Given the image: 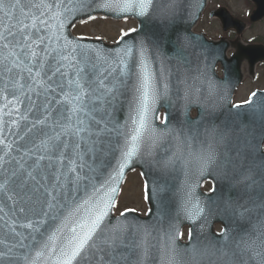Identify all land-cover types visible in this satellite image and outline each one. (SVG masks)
Listing matches in <instances>:
<instances>
[{"label":"snow or ice","instance_id":"6c2138e0","mask_svg":"<svg viewBox=\"0 0 264 264\" xmlns=\"http://www.w3.org/2000/svg\"><path fill=\"white\" fill-rule=\"evenodd\" d=\"M96 9L141 18L129 31L144 38L104 50L64 34L69 16ZM182 12V0H0V264L57 252L62 264H264V104L217 119L216 87L200 86L176 28ZM165 48L175 71H154ZM164 97L183 102L184 119L173 127L166 115L158 129L150 113ZM133 162L161 177L193 163L201 176L218 172L225 229L207 244L190 230L178 246L166 183L154 182L156 223L129 219L132 209L112 215V185ZM183 210L193 223L205 214L190 192Z\"/></svg>","mask_w":264,"mask_h":264},{"label":"water","instance_id":"95a60500","mask_svg":"<svg viewBox=\"0 0 264 264\" xmlns=\"http://www.w3.org/2000/svg\"><path fill=\"white\" fill-rule=\"evenodd\" d=\"M210 0H182L183 12L181 14L180 19L177 21L176 28L179 32L186 37L188 44L190 47L188 48V52L195 53V55L191 56L192 59V73L193 75L200 76V86L206 87L207 81H211L216 87V95L219 99V103L221 107L219 108V115L217 117L218 120L224 119L233 102V96L237 88L244 82L245 74L251 75L254 77L256 66L264 63V45H249L244 46L241 43L240 39H237L235 42H228L225 39H222L218 42H214L209 40L204 34H195L194 29L197 27L204 11L206 10ZM256 5V10L252 15L251 21L258 22L264 18V0H252ZM91 16H104L106 18L113 19L115 21L121 22L128 19H134L139 24V30L141 29V18L132 15L131 13H121L116 14L111 11H104L103 9H96L90 13ZM211 17L218 18L224 30L228 31L230 29H234L237 31L238 35L241 36L245 29L246 25L244 22L235 19L231 13L226 8H219L210 13ZM91 19L88 18V14L81 13L75 14L73 19L72 16H69L65 21L66 27L64 28V34L69 37V39L79 40V42L90 45L95 48H100L104 50H111L118 47L117 43L107 44L102 40H95L89 38L76 37L73 35V28L81 22H86ZM150 27V26H148ZM145 33H147V28H145ZM144 38V35L138 34V32L130 33L128 36H124L123 41H126L128 44H133L138 42L140 39ZM121 39L119 41H121ZM233 49L235 51L232 57L227 56V52ZM168 56H171L170 51L165 48L163 52L159 55L157 61L153 65V70L161 69L167 70L171 69L175 71L173 68L164 69L165 65H172L176 68L178 61L174 57V60L170 59ZM221 64L224 71V82L218 83L216 80L218 77L216 76V68ZM247 66V70L246 67ZM255 97H251V100L256 104H264V91L256 92ZM174 98V97H173ZM163 99V98H162ZM162 99H158L156 101L155 106H159L160 101ZM177 104H183L181 101H177L174 98ZM167 102L166 100L164 101ZM3 101H0V105H2ZM193 106H198V103L192 104ZM191 105V106H192ZM245 108L248 107L244 105ZM235 111V110H232ZM241 111H244L242 108ZM124 113H121V117H123ZM247 117H245L246 119ZM9 140L12 139L11 136L8 137ZM185 166L183 170L181 168H177V170L172 173L167 178L159 180L160 183H167L171 188H177L178 195L172 197V200L164 201L166 205L167 215L165 217V224L172 223L175 225V231L180 233L181 229L185 225H189L191 230H193L194 235H196L198 241L203 244H207L211 237L214 234H218L214 231L216 225H221L222 230L225 229V221L227 219L226 214L222 210L221 205V197L226 195L225 192V181L221 178L220 174L205 172L204 175L207 178V174H209V179H212L215 187L217 188L216 192L209 194L208 196H203L201 193H195L193 198L198 200L202 206H205V214L203 218H197L196 222L193 223L191 219L186 218V214L183 210L184 203L183 198H186L184 193L185 188L190 184L194 175H199L197 172V165L193 163L191 167L193 169L190 170L192 173H185ZM146 165L141 166L133 162L128 168H125V171L119 182H114L113 187H117L118 191L115 194V203H117L118 196L120 194L122 185L128 173L135 169H140L144 174H146ZM185 173V184L181 186V176ZM205 178V179H206ZM105 176H101L99 181L96 183H103ZM149 189V188H148ZM180 194H183L181 196ZM166 199V198H164ZM101 200H107V194L101 192L99 194V199L97 203ZM103 206V204H101ZM191 207V205H189ZM114 209H110V212L115 217ZM149 213L148 217L142 218L141 214L131 211L128 213L129 219L137 218L140 221H148L150 223H156L157 217L164 211L161 204L156 202L152 203L150 201L149 205ZM208 209H211L209 212ZM151 212V215H150ZM67 233V230H65ZM181 234V233H180ZM178 246H185L189 244L181 241V235L176 240ZM36 264H62V258L59 253L52 255L51 257H45L43 259H36ZM186 264L188 262L186 261Z\"/></svg>","mask_w":264,"mask_h":264},{"label":"rangeland","instance_id":"374dc122","mask_svg":"<svg viewBox=\"0 0 264 264\" xmlns=\"http://www.w3.org/2000/svg\"><path fill=\"white\" fill-rule=\"evenodd\" d=\"M218 6L227 7L235 17L249 23V17L253 10L247 6L246 0H211L210 6L200 22L197 31L206 32L210 37H220L224 35L219 22L210 19L208 15L209 10L215 9ZM132 28H135V25L130 22L115 24L110 21L97 19L76 27L75 34L77 36L100 37L105 41L112 42L117 41L119 37L122 36L123 32H128ZM245 39L247 41L258 39L264 42V20L256 25H252L246 32ZM245 85L246 86L237 93L235 102L245 101L256 89H264V65L258 68V80L256 82L248 81ZM126 183L127 185L124 188L122 198L117 204L116 212L121 213L125 211V209H134L145 213L147 207L142 199V179L139 174L131 175Z\"/></svg>","mask_w":264,"mask_h":264},{"label":"flooded vegetation","instance_id":"af4514ba","mask_svg":"<svg viewBox=\"0 0 264 264\" xmlns=\"http://www.w3.org/2000/svg\"><path fill=\"white\" fill-rule=\"evenodd\" d=\"M230 39H233L235 37L234 33H229L228 34ZM251 42H256L258 43V39L255 40H251ZM195 106H190V112L188 113L191 117L195 118L197 115V111L194 110ZM184 106L180 107V110L178 109V106H161V110L160 113L158 115V119L157 121L153 120L154 125L159 129L162 128L164 126L163 122L165 120V117L167 115L168 120L170 122V126H176V122L180 121V118L184 119ZM176 116V119L174 120L173 118ZM176 121V122H175ZM202 177V176H201ZM201 177L199 179H201ZM150 180L153 181L154 177L151 176ZM142 184H143V201L146 204V189H145V180H142ZM213 189V182L212 181H206V182H202V192L204 193H208L211 192ZM189 230L186 228L183 231V234H188Z\"/></svg>","mask_w":264,"mask_h":264}]
</instances>
